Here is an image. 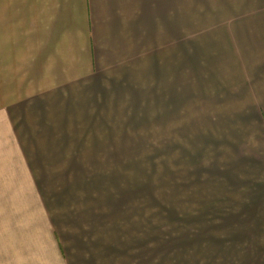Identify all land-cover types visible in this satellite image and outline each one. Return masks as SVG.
Segmentation results:
<instances>
[{
  "label": "crops",
  "instance_id": "obj_1",
  "mask_svg": "<svg viewBox=\"0 0 264 264\" xmlns=\"http://www.w3.org/2000/svg\"><path fill=\"white\" fill-rule=\"evenodd\" d=\"M218 24L191 68H211L206 172L223 207L236 202L239 249L236 258L208 264H264V15ZM144 68H158L168 99L160 103L177 113L181 0H0V208L73 202L78 186L101 183L104 165L80 138L88 121L117 105L114 84L133 82L140 71L142 78ZM65 226L66 238L55 231L52 256L40 254L39 264H148L107 247L102 255L104 243L83 225Z\"/></svg>",
  "mask_w": 264,
  "mask_h": 264
},
{
  "label": "rangeland",
  "instance_id": "obj_2",
  "mask_svg": "<svg viewBox=\"0 0 264 264\" xmlns=\"http://www.w3.org/2000/svg\"><path fill=\"white\" fill-rule=\"evenodd\" d=\"M263 9L264 0H181L177 113L173 104L160 103L168 99L160 96L158 68H144L142 78L140 71L133 82L114 84L117 105L88 121L87 135L80 138L88 155L103 163L99 177L104 176L94 178L102 182L78 186L83 192L73 202L49 200L37 208L25 200L6 202L0 208V264H39L40 254L48 250L50 256L55 231L63 240L65 225L73 223L105 244L102 255L107 247L113 256L142 257L148 264L236 258V202L225 201L223 207L221 192L214 193L216 179L206 172L207 141L214 132L206 116L211 68H191V60L205 54L203 38L216 32L223 18L264 15Z\"/></svg>",
  "mask_w": 264,
  "mask_h": 264
}]
</instances>
